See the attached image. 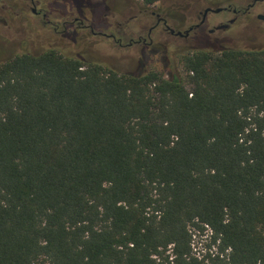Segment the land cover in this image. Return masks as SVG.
<instances>
[{
  "label": "trees",
  "instance_id": "1",
  "mask_svg": "<svg viewBox=\"0 0 264 264\" xmlns=\"http://www.w3.org/2000/svg\"><path fill=\"white\" fill-rule=\"evenodd\" d=\"M180 65L0 64V264H205L191 228L212 232L210 264H264V47Z\"/></svg>",
  "mask_w": 264,
  "mask_h": 264
},
{
  "label": "rangeland",
  "instance_id": "2",
  "mask_svg": "<svg viewBox=\"0 0 264 264\" xmlns=\"http://www.w3.org/2000/svg\"><path fill=\"white\" fill-rule=\"evenodd\" d=\"M78 1L76 4L75 0H43L42 9L46 10L48 20L53 22L56 19H66V14L70 15V20L83 17L84 26L93 27L96 33L116 34L122 39L123 46L131 39L138 41L139 38H148L149 30L156 24L151 10L162 13V10L168 12V7H174L171 16H168L169 25L183 32L190 25L199 23L197 16L207 6L216 10L234 1L236 4L242 3L240 6L245 8L252 2V0H163L153 5L149 11H145L146 6L140 0H124L122 2L125 5L122 8L119 7V0ZM252 12V15H240L229 31H216L214 34L209 32L232 18L221 13L209 15L206 28L197 34H191L188 40L172 36L160 25L151 36L153 42L151 46L135 44L131 47H120L105 37L92 35L90 30H80L76 44L56 34L51 26H44L42 16H35L32 6L24 8L20 1H17L5 5V10H2L0 5V64L18 54H35L51 48H60L74 55L83 54L85 58L98 59L122 74L157 70L169 78L181 71L180 59L183 54L195 49L210 50L215 47L213 43L216 38H227L226 43L220 44L218 48L264 47V22L257 19L258 14H264V8L259 6ZM134 16L136 17L133 18ZM191 233L193 256L204 260L205 264H210L211 258L218 252L217 246L213 243L212 232L209 229L202 232L191 228Z\"/></svg>",
  "mask_w": 264,
  "mask_h": 264
},
{
  "label": "flooded vegetation",
  "instance_id": "3",
  "mask_svg": "<svg viewBox=\"0 0 264 264\" xmlns=\"http://www.w3.org/2000/svg\"><path fill=\"white\" fill-rule=\"evenodd\" d=\"M17 1H20L21 5L24 8L32 6L33 14L35 16H40V15L42 16V23L44 24V26H46V25L51 26L53 28L54 32H56V34H59L62 37H65L66 39H68L70 41H74V43H76V44L78 43V37H79L78 32L80 30H90L92 35H99V36L105 37L109 40H112L116 44H118V46H120V47H126V46L131 47L135 44H142L144 46H151L153 43L151 40V36H152L153 32L160 25H162L164 27V30L166 32L170 33L172 36H176V37H180L184 40H188L190 38L191 34H197L199 31L206 28L205 26L207 25L209 15H217V14H221V13L230 15L232 18L228 19L227 23L219 24L217 27H215V29L209 30V32H210V34H214L216 31H222V32L229 31L232 28V26L234 24H236L237 19L240 15H252L253 14L252 11L254 9L258 8L259 6H263V8H264V0H252V2L250 4H248L245 8L244 7L242 8L240 6V4H242V3L236 4V3H233L234 1H232L230 3H227L226 6L219 8V9H222V11L220 13H215L214 12L215 9H213L210 6H207L197 16V20L199 21V23L190 25L188 27V29L183 31V32L176 30L169 25L168 16H171V13L174 11V7H172V8L168 7V9H167L168 12H165L164 10H162V13H157V12L151 10L152 17H154L156 19V24L154 26H152L151 29L149 30L148 38L147 39L146 38H139L138 41H134L133 39H131L127 45L123 46L122 39L118 38V36L116 34L107 35L103 32L96 33L94 31L93 27L84 26V24H83L84 18L83 17L82 18L76 17L73 20H70V18H69L70 15L66 14L67 17L64 20H57L56 19L54 22L48 20V14H47L46 10L42 9L43 4H44L43 0H0L1 9L5 10V5H7V4L9 5V3H15ZM75 1H76V4L79 3L78 0H75ZM122 1H124V0H119V3H118L119 7H121V8L125 5ZM82 5L83 4H81V6ZM38 7L40 8L39 10L37 9ZM151 7L153 8L154 6L152 5L149 7H145V11H149V9ZM206 10H210V11L205 16ZM119 14H121V11L119 12ZM259 16H264V14H258L257 15V19L264 22V20L260 19ZM135 17L136 16H134L133 18H135ZM3 23H4V25H6L5 21H3ZM219 26H226V27L223 30H217V28ZM69 31H71V32H69ZM186 31H190L188 35H185ZM211 31H213V32L211 33ZM179 32H182L183 35L177 36L176 34ZM148 39H149V42H148ZM226 41H227V38H225V39L216 38L214 40V43H213L215 45V47L210 49V50L216 51V50L222 49V48H218L217 46H220V44L226 43ZM261 48H263V47H261ZM257 49H259V48H257Z\"/></svg>",
  "mask_w": 264,
  "mask_h": 264
},
{
  "label": "water",
  "instance_id": "4",
  "mask_svg": "<svg viewBox=\"0 0 264 264\" xmlns=\"http://www.w3.org/2000/svg\"><path fill=\"white\" fill-rule=\"evenodd\" d=\"M210 10H206V12H205V16L207 15V13L209 12ZM222 11V9H217V10H215L214 12L215 13H220ZM259 18L260 19H262V20H264V16H259ZM225 27L226 26H219L218 28H217V30H223V29H225ZM173 32V31H172ZM189 32L190 31H186V34L185 35H188L189 34ZM213 31H211V33H212ZM174 33V32H173ZM177 36H182L183 35V33L182 32H179V33H177L176 34Z\"/></svg>",
  "mask_w": 264,
  "mask_h": 264
}]
</instances>
